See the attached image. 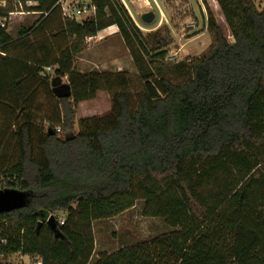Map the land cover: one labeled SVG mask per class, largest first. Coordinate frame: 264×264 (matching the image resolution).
Returning <instances> with one entry per match:
<instances>
[{"label": "trees", "instance_id": "trees-1", "mask_svg": "<svg viewBox=\"0 0 264 264\" xmlns=\"http://www.w3.org/2000/svg\"><path fill=\"white\" fill-rule=\"evenodd\" d=\"M5 1L1 14L12 9ZM32 1L27 10L40 14L32 24L15 38L0 28V189L27 193L25 205L0 213V263L20 253L40 264H89L92 222L143 199L145 216L178 230L93 264H264V9L216 0L232 40L209 14L213 42L174 84L155 77L117 0H90L95 12L80 22L61 16L60 0ZM110 25L137 43L140 92L130 91L126 71L74 68L85 39ZM39 80L59 109L46 129L30 104ZM61 87L70 96L58 97ZM99 91L109 111L81 118L74 132L76 106ZM42 212L54 215L55 230L37 229Z\"/></svg>", "mask_w": 264, "mask_h": 264}, {"label": "rangeland", "instance_id": "rangeland-1", "mask_svg": "<svg viewBox=\"0 0 264 264\" xmlns=\"http://www.w3.org/2000/svg\"><path fill=\"white\" fill-rule=\"evenodd\" d=\"M12 9L13 0H7ZM122 4L139 32L136 38L147 50L145 59L149 60L155 77L167 78L174 84L182 83L190 77L189 63L195 58L204 55L210 48L213 38L207 27L208 15L212 14L216 22L224 29L228 40H232L226 27L222 11L216 0H117ZM258 10L264 9V0H253ZM90 2V0H60L59 4L65 8L75 6L77 3ZM36 2L26 0L22 7H18L19 14L10 17L6 31L13 38L22 26L32 24L40 14L27 10V7L35 6ZM147 11L155 13L152 23L141 21L140 14ZM61 16H63L61 14ZM86 19L77 16L78 22ZM116 35L110 39V35ZM159 39V43L154 39ZM108 39V40H107ZM102 45V42H105ZM160 47V49H158ZM162 48V49H161ZM135 41L125 42L116 25H110L106 30L98 32L93 37L85 39L83 49L74 57V68L80 72L97 71H126L130 78V91L133 93L142 90V81L133 62L132 53L136 52ZM163 50L164 57H155ZM54 67L44 69L42 75H50ZM64 82L66 78L62 79ZM35 95L31 106L35 108L34 117L36 124H41L44 129L48 122L45 118L56 117L59 113L56 98L47 92L46 83L38 81L35 86ZM110 109L109 95L99 91L91 100L80 102L76 106L72 129L78 131L77 122L81 118L98 116L107 113ZM2 117L0 113V125ZM55 127H60L55 125ZM58 132L62 136V128ZM264 171V166L261 167ZM4 181V180H3ZM3 181L1 183H3ZM256 190V188H255ZM74 207V206H73ZM145 202L137 199L134 205L113 217L97 219L92 222L94 233V251L89 261L93 264L101 253H113L119 249L131 246L135 243L150 240L158 235L169 233L172 228L162 218L145 216ZM56 216L65 219V213L57 212ZM31 258L20 253H14L4 258L0 264H31Z\"/></svg>", "mask_w": 264, "mask_h": 264}, {"label": "water", "instance_id": "water-1", "mask_svg": "<svg viewBox=\"0 0 264 264\" xmlns=\"http://www.w3.org/2000/svg\"><path fill=\"white\" fill-rule=\"evenodd\" d=\"M140 19L146 24H150L155 19L153 11H147L140 14ZM56 95L58 97H68L70 92L65 87H61ZM27 193L13 189H0V213L9 212L11 210L22 207L26 203ZM40 219L37 222V229L45 222L53 230L56 229V221L54 215H48L47 212L39 213Z\"/></svg>", "mask_w": 264, "mask_h": 264}, {"label": "built area", "instance_id": "built-area-1", "mask_svg": "<svg viewBox=\"0 0 264 264\" xmlns=\"http://www.w3.org/2000/svg\"><path fill=\"white\" fill-rule=\"evenodd\" d=\"M13 5L16 7V9H10L5 10L2 14L0 13V28H5L8 26V22L10 20L11 15L13 14H19L23 11H20L17 9L18 7H22V3L20 0H13ZM7 3L5 0H0V8H6ZM95 7L90 4V2H81L77 3L75 6L72 5L70 7L69 5L65 8L62 6V15L63 17L70 18V19H76L77 16H83V17H90L94 14ZM1 54V52H0ZM49 68V67H48ZM47 68V70H48ZM56 131H59V128L56 129ZM59 223H63V219L59 218ZM2 243H5V241H1ZM32 262L31 264H33ZM34 264H40L39 261L35 262Z\"/></svg>", "mask_w": 264, "mask_h": 264}, {"label": "crops", "instance_id": "crops-1", "mask_svg": "<svg viewBox=\"0 0 264 264\" xmlns=\"http://www.w3.org/2000/svg\"><path fill=\"white\" fill-rule=\"evenodd\" d=\"M103 30H106V28L103 29ZM101 31H102V30H101ZM101 31H99V32H101ZM114 36H116V35H114V34H113V35H110L108 39H110V38H112V37H114ZM108 39H107V40H108ZM107 40H106L105 42H102V45H105L104 43H107Z\"/></svg>", "mask_w": 264, "mask_h": 264}]
</instances>
